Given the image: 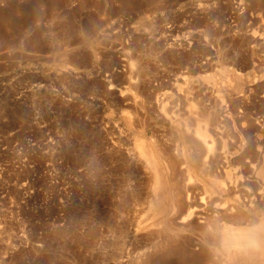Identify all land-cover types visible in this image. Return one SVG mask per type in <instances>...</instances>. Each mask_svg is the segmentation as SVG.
I'll use <instances>...</instances> for the list:
<instances>
[{
    "label": "rangeland",
    "instance_id": "374dc122",
    "mask_svg": "<svg viewBox=\"0 0 264 264\" xmlns=\"http://www.w3.org/2000/svg\"><path fill=\"white\" fill-rule=\"evenodd\" d=\"M0 264H264V0H0Z\"/></svg>",
    "mask_w": 264,
    "mask_h": 264
},
{
    "label": "bare ground",
    "instance_id": "6f19581e",
    "mask_svg": "<svg viewBox=\"0 0 264 264\" xmlns=\"http://www.w3.org/2000/svg\"><path fill=\"white\" fill-rule=\"evenodd\" d=\"M240 252V251H239ZM241 253H243L242 251H241ZM239 257H241V255L239 256ZM243 257V256H242ZM243 261V260H242Z\"/></svg>",
    "mask_w": 264,
    "mask_h": 264
}]
</instances>
